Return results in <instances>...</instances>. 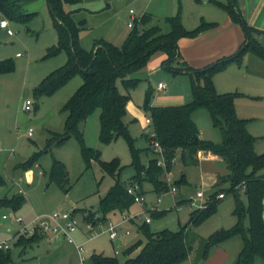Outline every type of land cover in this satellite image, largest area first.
I'll return each mask as SVG.
<instances>
[{"label": "rangeland", "instance_id": "374dc122", "mask_svg": "<svg viewBox=\"0 0 264 264\" xmlns=\"http://www.w3.org/2000/svg\"><path fill=\"white\" fill-rule=\"evenodd\" d=\"M11 1L20 2L24 18L13 19L0 12V21L7 19L9 29L14 33L9 35L7 29L0 27V61L12 59L15 63L13 72L0 74V198L17 193L23 194L26 199V203L18 210L0 209V240L12 237L10 255L13 264H82V262L76 245L63 238H57L52 243L40 238L42 239L40 242L38 240L30 244L18 245L17 238L14 236L21 226L11 218L4 219V214L13 212L17 218L23 220L24 224L30 223L39 215L70 212L73 209L76 210L80 221H83L84 216L90 212L102 216L103 213L99 208L100 199L117 181L125 188L134 190L138 188V192L145 197L147 203L143 207L135 202L127 210H116L105 215L107 221L116 223L121 220L122 213L129 216L142 213L136 223L128 222L122 225L119 232L123 234L114 241H111L109 233H103L86 241L83 255L87 264L90 263L94 252H104L108 256H117L121 261L126 260L128 255L125 251L132 243H145L146 235L141 226L145 224L147 218L151 219L148 224L151 232L179 231L188 228L192 250L189 259L182 264H203L211 258L213 252L217 251L234 255L235 261L243 247V239L240 235L213 246L210 258L201 260L203 246L207 239L215 232L230 230L237 224V217L234 214L236 207L234 196L227 194L226 198L218 204L215 213L199 225L191 221V215L196 208L186 202L196 199L200 191L204 193V197L198 199V202L207 204L210 201L217 190L218 183V178L212 171L204 169L201 165L185 166L178 159L173 163L172 170L165 171L163 174V180L169 190L156 191L151 180H142L139 185L138 170L133 164L129 142L124 137L107 143L101 141L99 108L95 109L82 125L84 144L99 151V159L92 158L87 166L82 152V143L75 137L69 138L62 145H56V143L47 145L53 133L65 132L67 112L63 108L82 84V78L78 75L71 78L52 95L37 97L34 94L33 89L44 78L62 67L67 62L68 56L65 52L49 54L50 49L58 44V32L47 0ZM206 1L82 0L76 7L67 6V9H78L74 18L84 20L86 27L81 32V44L84 48L91 49L94 42L101 38L116 46H122L133 30L128 27L129 21H132L131 10L136 19H140L144 14L150 15L152 20L146 24V27L158 25L163 33L171 30L169 19L178 15L188 30L197 27L199 24L197 20L203 14L212 18L216 17L221 22L226 15H229L224 9L217 8ZM211 2L215 4L220 1L212 0ZM17 53L21 56H17ZM160 53L161 51L156 52L153 57ZM250 54L247 52L242 62L245 57H250ZM226 70L227 66L214 75V77L217 75L218 82L229 81L230 72ZM173 76L176 75L164 68L157 76H151L148 66H145L129 76L138 80V84L133 88L128 89L121 80L117 81L120 93L130 95L126 124L129 126L134 147L139 152L141 165H147L152 157L150 152L154 151L150 143L152 127L146 122L148 114L144 110L148 89L151 86L156 88L157 82L162 81L167 88L160 94L172 93V95L183 96L185 100H192L190 75L179 74L175 81ZM241 80L243 87L249 92L256 93L258 97H244L242 93L243 96H238L235 100L236 113L238 117L248 120V130L258 141L257 153H263L264 82L258 85L255 79ZM160 94L157 92L156 97ZM28 99L33 104L27 111L24 109V104ZM194 121L204 132V137L214 142L221 141L222 134L213 126L211 116L206 109L197 110ZM30 129L33 130L32 136H29ZM114 159L120 160L122 169L116 170L113 174L104 171L100 162H112ZM55 161L63 164L65 177L51 178ZM27 163L28 166L25 167ZM261 172L264 173V169ZM182 175H185L186 182L181 185L176 184ZM172 186L177 188L174 194L170 190ZM159 197L161 201L157 202ZM179 201L183 202L179 203ZM153 209L163 210L165 214L154 216ZM245 224L249 226L248 218ZM106 228L97 229V232H104ZM126 230H130L128 235L124 234ZM74 236L77 241L84 239L78 232ZM115 249H119L120 253L115 254Z\"/></svg>", "mask_w": 264, "mask_h": 264}, {"label": "trees", "instance_id": "16d2710c", "mask_svg": "<svg viewBox=\"0 0 264 264\" xmlns=\"http://www.w3.org/2000/svg\"><path fill=\"white\" fill-rule=\"evenodd\" d=\"M54 25L58 32V44L50 49L49 54L65 52L67 62L56 69L33 89L37 97L52 95L71 78L80 76L82 84L64 105L67 112L64 133H53L47 145L64 144L69 138L75 137L82 143V152L87 166L92 158L99 159L100 152L84 144L82 125L89 115L100 109V139L110 142L124 137L130 145L133 164L138 170L139 185L142 180H151L155 190H169L163 180L164 172L173 168V160L178 156L184 165H193L199 152H210L222 159L226 171L219 175L217 190L214 192L206 208L196 209L191 221L199 225L215 213L221 199L220 193L232 194L236 207L234 214L237 224L230 230H220L212 234L203 246L201 260H206L213 246L221 244L233 236L240 235L243 247L235 264H255L257 258L264 260V153L255 151L257 138L247 128V119L238 117L235 100L243 96L239 92L219 93L216 90L214 75L231 63H241L243 56L249 52L264 60V45L257 39L262 32L249 26L238 9V0H227L226 3L215 2L223 8L233 22L239 24L245 34V41L232 55L223 57L205 67L194 68L183 58L179 41L182 38H195L216 28L215 22L202 21L196 28L188 30L181 22L180 16L169 19L171 30L163 33L158 25L146 27L152 17L144 14L136 19L133 30L122 46H116L104 39L94 42L91 49L82 46L80 36L86 28L84 20H76L74 14L78 10L67 9V6L78 5L82 0H47ZM23 8L18 1L0 0V12L13 19H22ZM158 51L167 55L163 68L179 75L186 73L191 78L192 101L182 105L153 106V90L148 89L144 110L152 120L155 139L159 142L166 160V168L158 165L159 154L153 151L147 165L139 162V152L135 149L128 125L125 123L129 94L120 93L117 81L121 80L126 88L138 84L137 79L129 77L133 72L147 66L151 57ZM15 63L12 59L0 61V74L13 72ZM39 99V98H37ZM199 109H206L212 119L213 126L220 130L222 139L214 142L201 136L200 129L193 119ZM151 143V139H150ZM152 146V145H151ZM33 160V159H32ZM31 160V162H32ZM30 162V163H31ZM104 171L113 174L121 170L119 159L112 162H100ZM28 166L25 165V167ZM64 166L55 161L51 173L52 179L65 177ZM186 182L182 175L176 184ZM26 203L23 194H13L0 198V209L18 210ZM135 203L133 195L117 181L100 199V211L103 215L88 213L85 217L93 220L99 215L106 221L107 213L129 209ZM163 210H154L152 215L162 216ZM249 219V226L245 220ZM146 235L144 244L131 245L125 253L128 258L121 261L117 256L93 253L89 264H181L189 259L192 247L188 228L179 231L162 230L151 232L148 224L141 226ZM41 237L21 236L18 245H26L38 241ZM140 251L132 256L139 247ZM0 264H13L10 249L0 251Z\"/></svg>", "mask_w": 264, "mask_h": 264}, {"label": "crops", "instance_id": "0c3cea01", "mask_svg": "<svg viewBox=\"0 0 264 264\" xmlns=\"http://www.w3.org/2000/svg\"><path fill=\"white\" fill-rule=\"evenodd\" d=\"M211 1L212 0H207L206 2L208 4L216 6L217 8H221L217 4H213ZM218 1L225 3L226 0H218ZM238 9L243 15V17L246 19L249 26L262 32L261 34H257V39L262 44H264V0H238ZM215 15H217V13ZM130 19H131V15H130ZM203 20L204 21L208 20L207 22H215V23L217 22L218 26L195 38L185 37V38L180 39L179 41L180 52L183 58L188 62L189 65H191L194 68L205 67L223 57L234 54L245 41V34H244L242 27L239 24L233 22L229 15H226V17H224L221 22L216 17L212 18L208 16L207 14H203V16H201L197 21L200 24ZM101 39H104V38H101ZM18 54L19 53H17V55ZM249 56L250 57H245V59L243 60V62H241L240 65H237L238 63L236 64L231 63L227 66L226 71L230 72L228 75V80H229L228 82H225V81L222 83L218 82L216 79L217 75L213 78L215 87L219 93H227V91L229 92L237 91V92L243 93L244 97L246 96L247 97L252 96V98L258 97L256 93L249 92L248 89L246 88L247 89L246 90L243 87V84H241L242 82L241 79L245 81L255 79V81L259 83L258 85H261L263 84L262 82H264V60H262L261 58L253 54H250ZM166 57L167 55L163 52H161L159 55L155 57L153 56L151 57L150 61L147 64L151 76H157V74L162 70L163 68L162 63L166 59ZM176 77L177 75L173 76L174 81L176 80ZM160 82L162 81L157 82L156 88L151 86L153 90V101H152L153 106L182 105V104L192 101V100H185L183 96L172 95V93H161L160 94V92H162L163 90L167 88L165 87L164 89H158V83ZM157 92L160 94L158 95V97H156ZM129 102L127 104V108H129ZM193 119H194V115H193ZM125 123H127L126 117H125ZM200 132L203 138L208 139L204 137V132L201 129H200ZM257 143L258 141H256L255 143L256 152H258L256 149ZM150 153L151 155L153 154V152H150ZM178 159H180L179 156L176 158V160L178 161ZM193 165H201L204 169L212 171L213 173L216 174L218 180H219V175L226 171V165L222 159H220L216 155H213L210 152H205V151H201L198 153L197 158H196V163ZM226 196L223 199H225ZM160 201H161V198H160ZM160 201L157 200V202H160ZM182 202L183 201H179V203H182ZM154 210H157V209H153L152 211ZM124 215H127V214L122 213L121 220L116 223H119V224L122 223V219ZM136 221L131 220L129 222L136 223ZM125 223H128V222H123L122 224H120V228ZM98 229L100 230L102 228H98ZM127 231H129L130 233V230H126V232ZM99 232H102V231H99ZM126 232L124 234L128 235ZM78 233H81L84 239H82V241L76 240V242L79 244H82L84 247V244L86 243V241L92 238L90 234H88L84 230H80L78 231ZM103 233H106V232H102L101 235ZM121 234L123 233L120 232V235ZM41 240L42 239H39V242ZM141 248L142 246L138 248L136 252L132 253V256L136 255L140 251ZM97 253L104 254V252H97ZM119 253H120V250L115 249V254H119ZM234 258H235L234 255H230L227 252L217 251V252H213L211 254V258L205 261L203 264H235L236 260L234 261ZM261 259L262 258H257L255 261V264H264V260L262 259L263 260L262 261Z\"/></svg>", "mask_w": 264, "mask_h": 264}, {"label": "built area", "instance_id": "2783aa9c", "mask_svg": "<svg viewBox=\"0 0 264 264\" xmlns=\"http://www.w3.org/2000/svg\"><path fill=\"white\" fill-rule=\"evenodd\" d=\"M131 20L128 23L129 28L134 27V23L136 20V17L133 15V11L131 10ZM0 27L7 29V32L9 35H13V31L9 29V22L7 19H3L0 21ZM17 56H21V54H18ZM166 85L163 82L158 83V89H164ZM32 101L30 99L26 100L24 104V109L25 110H30V107L32 105ZM146 122L151 125L152 127V120L148 116L146 119ZM33 130H29V136H32ZM155 132L152 128V132L150 133V139H151V145L154 148V152L159 154V159H158V165L162 166L163 168H166V160L163 154V150L159 144V142L155 139ZM176 159L173 160L175 162ZM134 190L133 188H128V193L133 195L134 201L139 203L141 206L146 205V200L143 195H141L138 190ZM171 193L174 194L177 192V188L175 186L171 187ZM226 195L224 193H220L218 195V199H223ZM204 193L202 191L198 192L196 195V199H190L187 200L188 204L198 210H202L206 208V204L204 203H199L198 199L203 198ZM160 201V198L158 199ZM142 213H137L133 216L129 215H124L122 219L123 222H129L131 220H138ZM86 216V215H85ZM84 216V220L80 221L79 218L76 215V210L72 211H66V212H52L49 214H43L37 216L35 219H33L30 223L24 224L23 220L21 218H17L13 212H10L8 214H4L3 218L8 219L11 218L14 220L15 223L19 224L21 226L14 236L15 238L21 237V236H26V237H31L34 235H39L43 240H45L48 243H52L55 239L57 238H63L69 243H73L76 245V248L79 252V255L81 257V262L82 264H87L86 259L83 255L84 247L82 244H79L76 242L74 234L80 230H84L88 234H90L91 238H96L101 235L102 232H97L98 228H103L107 227L104 232L109 233L110 238L112 241L117 239L120 236L119 228L120 224L122 223H115L113 221H101L99 219V215H95L93 217V220H88ZM151 222L150 218H147L145 223L149 224ZM129 234V231L126 232ZM12 241V237L5 239V240H0V251H5L10 249V244ZM117 253V251H116Z\"/></svg>", "mask_w": 264, "mask_h": 264}]
</instances>
